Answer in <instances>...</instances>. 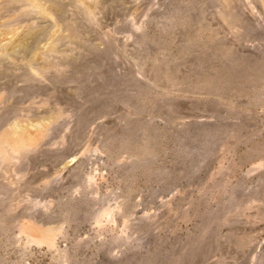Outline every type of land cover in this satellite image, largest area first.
Here are the masks:
<instances>
[{"label":"rangeland","instance_id":"374dc122","mask_svg":"<svg viewBox=\"0 0 264 264\" xmlns=\"http://www.w3.org/2000/svg\"><path fill=\"white\" fill-rule=\"evenodd\" d=\"M1 1L0 264H264V0Z\"/></svg>","mask_w":264,"mask_h":264},{"label":"bare ground","instance_id":"6f19581e","mask_svg":"<svg viewBox=\"0 0 264 264\" xmlns=\"http://www.w3.org/2000/svg\"><path fill=\"white\" fill-rule=\"evenodd\" d=\"M1 1V0H0ZM16 0H7V3L8 4H12V3H14ZM2 3L4 2V0L3 1H1ZM2 3H1V5H2ZM6 3V2H5ZM21 4H23V3H21ZM84 4V3H83ZM4 5H6V4H4L3 3V6ZM13 5V4H12ZM11 5V6H12ZM24 5V4H23ZM49 5V4H48ZM25 8H27V9H30V10H33V9H38L39 10V7H40V10H39V12H41V13H45L46 12V10L44 11V6L43 5H41V4H39V0H25ZM30 7V8H29ZM31 8H33V9H31ZM27 11V10H26ZM34 12L36 11V10H33ZM29 12V11H28ZM32 12V11H31ZM14 26V25H13ZM9 30V29H8ZM27 33H30V31L29 32H27ZM36 33V32H35ZM24 33H22V34H19L17 37H16V42H14L15 43V45H19V43H20V41H21V37L22 38H24V39H30V38H28V36H30V34L27 36V34L25 35H23ZM33 34V33H32ZM16 35V29H11V30H9V31H7V32H5V36L4 37H7V36H10V38L9 39H11V38H13L14 36ZM27 36V37H26ZM33 36V35H32ZM33 38V37H32ZM5 39V38H4ZM35 39H37L36 37H35ZM25 41V40H24ZM27 41V40H26ZM19 42V43H18ZM14 44H12L11 45V47H9V49L11 50V48H13L14 46H15ZM24 47V46H23ZM1 48V47H0ZM20 48V47H19ZM3 49V48H2ZM2 49H0V51L2 50ZM15 49H16V47H15ZM13 51V50H12ZM2 52V51H1ZM2 54V53H1ZM35 55V54H34ZM37 58V57H36ZM35 58V59H36ZM4 97V96H3ZM40 126V125H39ZM31 127H35V126H31ZM29 129V126L27 127V125L26 126H21V125H16V126H14V127H11L10 129H7V130H9V131H7L8 133H5L4 134V136H6V137H3V138H5L3 141H2V143H0V144H2L1 146H3V147H1V149H0V159L2 160L4 157H5V152H3L5 149H7V148H5V147H13V146H11L12 144H14V142H17V143H19V142H21L22 141V139L25 137H27V138H30V139H33L32 140V142H35V143H37L36 142V140H39L40 139V132H38V131H32V133L30 132V130H28ZM36 130V129H35ZM5 131V130H4ZM34 133V134H33ZM8 136H12V138H13V140H12V138H11V140L10 141H13V142H10L9 140H7L8 142H10V143H12V144H10L9 145V143L6 141V139H7V137ZM9 138V137H8ZM10 139V138H9ZM25 141H27V140H25ZM1 142V141H0ZM17 143H15V144H17ZM24 143H26V142H24ZM23 143V144H24ZM34 143V144H35ZM22 144V145H23ZM28 144V143H27ZM33 144V145H34ZM21 145V144H20ZM27 147V146H26ZM2 148H4V149H2ZM28 149V148H27ZM27 149H24V150H27ZM10 150V149H9ZM14 153V152H13ZM69 166V165H68ZM106 215H109L108 213H106ZM110 219V218H109ZM44 233V232H43ZM51 233V232H50ZM46 234V233H45ZM49 234V233H48ZM46 234L47 236H44L43 238H40L41 236L39 235V237L38 238H32L33 240H31V241H34V242H37V243H45L46 245H48V246H52L53 245V236H52V234ZM44 235V234H43ZM29 241V240H28Z\"/></svg>","mask_w":264,"mask_h":264}]
</instances>
